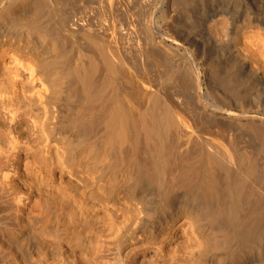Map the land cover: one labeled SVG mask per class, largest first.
<instances>
[{
	"label": "bare ground",
	"instance_id": "bare-ground-1",
	"mask_svg": "<svg viewBox=\"0 0 264 264\" xmlns=\"http://www.w3.org/2000/svg\"><path fill=\"white\" fill-rule=\"evenodd\" d=\"M160 2L0 0V264H264V0Z\"/></svg>",
	"mask_w": 264,
	"mask_h": 264
},
{
	"label": "rangeland",
	"instance_id": "rangeland-1",
	"mask_svg": "<svg viewBox=\"0 0 264 264\" xmlns=\"http://www.w3.org/2000/svg\"><path fill=\"white\" fill-rule=\"evenodd\" d=\"M130 1H131V5H133V6L135 7V6H136V4L134 5V2H135V1H134V0H130ZM147 1H148V0H147ZM160 1H161V0H154V3L152 4L153 8H152V6H151V7H148V6H145V5H144V6L147 7V8H145L143 5L137 7V6H138V5H137L136 8H138V9H137L136 11H135L136 8L133 10V14L136 13V14L134 15V18L137 16V13H138V15H139V16H137V19H139L137 22H140V21L142 22V20L146 19L145 17H148L150 14H153V13L155 12V10H156V7H158V5L161 4ZM132 3H133V4H132ZM159 3H160V4H159ZM154 4H155V5H154ZM154 6H155V7H154ZM134 7H133V8H134ZM139 9H142V10H140V12L142 13V14H141V13H140V14H141L142 16H140V14H139ZM143 9H145V10H143ZM152 9H153V10H152ZM154 9H155V10H154ZM148 10H149V12H148ZM151 11H152V12H151ZM153 11H154V12H153ZM147 12H148V13H147ZM150 12H151V13H150ZM143 13H144V14H143ZM145 13H146V14H145ZM143 15H144V16L146 15V16L144 17ZM139 17H141V18L143 17L144 19L141 20ZM137 19H136V20H137ZM141 22H140V23H141ZM159 23H160V24H159ZM158 24H159L160 26L162 25L161 20H159V19H158Z\"/></svg>",
	"mask_w": 264,
	"mask_h": 264
},
{
	"label": "clouds",
	"instance_id": "clouds-1",
	"mask_svg": "<svg viewBox=\"0 0 264 264\" xmlns=\"http://www.w3.org/2000/svg\"><path fill=\"white\" fill-rule=\"evenodd\" d=\"M259 35H260L259 33H252L249 36H246L245 43L249 45L253 44V42L258 39ZM261 42L264 43V41ZM260 55L262 58H264V50L260 51Z\"/></svg>",
	"mask_w": 264,
	"mask_h": 264
}]
</instances>
